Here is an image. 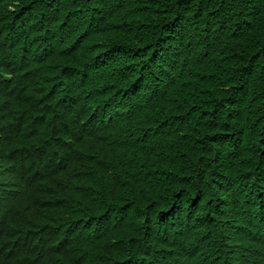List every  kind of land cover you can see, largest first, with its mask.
<instances>
[{
    "label": "trees",
    "instance_id": "trees-1",
    "mask_svg": "<svg viewBox=\"0 0 264 264\" xmlns=\"http://www.w3.org/2000/svg\"><path fill=\"white\" fill-rule=\"evenodd\" d=\"M0 264H264V0H0Z\"/></svg>",
    "mask_w": 264,
    "mask_h": 264
}]
</instances>
